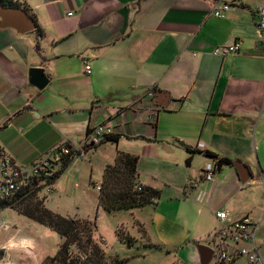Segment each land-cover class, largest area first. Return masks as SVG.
I'll return each mask as SVG.
<instances>
[{
  "label": "crops",
  "instance_id": "obj_1",
  "mask_svg": "<svg viewBox=\"0 0 264 264\" xmlns=\"http://www.w3.org/2000/svg\"><path fill=\"white\" fill-rule=\"evenodd\" d=\"M12 1L37 25L23 34L0 27V147L16 165L29 166L62 140L79 144L108 121L117 141L79 160L90 164L106 146L102 170L117 152L137 156L139 182L160 197L127 211L134 239L142 233L160 247L147 251H173L177 264H200L196 246L210 249L206 241L220 226L216 212L254 223L264 217V45L254 23L264 0H219L231 3L222 18L211 16L213 0ZM231 42L240 43L237 53L212 54ZM30 68L43 70V89L29 84ZM204 151L231 161L210 182L200 181L212 161ZM77 160L42 189L45 206ZM237 162L247 168L245 182ZM97 194L91 216L70 218L94 216L97 224L103 211ZM175 226L190 229L181 249L157 240V232L167 235ZM254 243L259 252L256 235ZM239 259L247 264L245 257L230 264Z\"/></svg>",
  "mask_w": 264,
  "mask_h": 264
},
{
  "label": "rangeland",
  "instance_id": "obj_2",
  "mask_svg": "<svg viewBox=\"0 0 264 264\" xmlns=\"http://www.w3.org/2000/svg\"><path fill=\"white\" fill-rule=\"evenodd\" d=\"M110 151L109 146H106L105 152H103L101 148V152L98 154L100 156L99 159H91L92 162L90 164L87 160L78 159L75 161L71 168L75 171L65 176L62 182V188H57V191L54 192L55 195L49 198L46 207L66 217H72L73 215L80 217H85L86 215L91 216L92 212L94 213L95 211V195L98 192V190H95V184H98L101 180L102 163L104 160H108L107 154H109ZM261 176H263L264 180V174ZM261 176L259 174L258 178ZM89 180H91L93 184H89ZM46 186L48 185L40 187L35 195L43 204V198L45 196L43 193L45 192H43L44 190L42 191V189ZM0 219L5 220L11 226L9 230L0 235V264H41L47 256H52L55 253L58 244L61 242L57 234L44 226L32 222L12 209L1 210ZM87 219L95 220L96 218L93 216ZM132 223L131 215L127 211H116L114 213H107L106 211L99 212V218L96 224L97 229L95 227L93 236L96 241L99 240L100 246L106 256L129 258L126 264H177L173 257V251H170V254L167 255L166 252L168 249L162 251L145 250L144 247L147 245L145 237L141 233V238L139 240L134 239L137 238V233L135 229L131 228ZM120 225L123 227H117ZM256 225L258 226L256 237L257 243L260 246L259 253L262 255L261 258L264 262L263 216L256 221ZM118 228L120 231L126 232L127 234L129 233L131 247L125 243H120L115 236L114 233ZM185 230L184 228L175 226L174 230L169 231L170 234L162 235L157 232V240H160L165 245L173 244L175 249H181L189 238L185 234L189 233V226H185ZM97 235L101 236L104 241L98 238ZM197 244L203 245L201 242ZM206 245L210 246L209 241H206ZM136 254L139 255L135 256ZM214 261V258H212L208 264H215ZM244 263L245 260L239 259L234 264Z\"/></svg>",
  "mask_w": 264,
  "mask_h": 264
},
{
  "label": "trees",
  "instance_id": "obj_3",
  "mask_svg": "<svg viewBox=\"0 0 264 264\" xmlns=\"http://www.w3.org/2000/svg\"><path fill=\"white\" fill-rule=\"evenodd\" d=\"M0 4L3 7L19 8V5L12 0H0ZM35 27L37 28L36 23ZM117 139V135H109L104 137L100 144L116 142ZM179 145L189 154L194 153V150L188 146L182 143ZM97 146L91 148L94 149ZM203 154L215 161L217 170L222 165H231V161L227 158H217L206 151ZM71 160L72 157L62 159L51 176L43 179L42 183L37 185L34 183L32 189L26 188L10 199L0 200V211L12 209L58 235L61 242L58 244L55 253L52 256H47L41 264H126L129 258L105 255L99 240L96 241L93 236L96 227L95 220L61 216L48 209L41 200L35 197L38 189L53 183ZM137 160L135 155L117 152L113 162L103 167L97 194V206L103 211L107 213L128 211L157 202L160 197V190L139 182L136 171ZM185 162H189V157ZM114 234L120 243H125L131 247L130 236L126 232L120 231L118 228ZM144 249L160 250V247L147 244Z\"/></svg>",
  "mask_w": 264,
  "mask_h": 264
},
{
  "label": "built area",
  "instance_id": "obj_4",
  "mask_svg": "<svg viewBox=\"0 0 264 264\" xmlns=\"http://www.w3.org/2000/svg\"><path fill=\"white\" fill-rule=\"evenodd\" d=\"M232 0L231 3H239ZM231 3L213 0L211 2V16L222 18ZM71 15V13H68ZM254 23L259 34V40L264 45V5L256 6L254 10ZM240 50L239 42L217 45L212 49L213 55L224 56L237 53ZM83 72L88 75L90 67L83 64ZM114 129L108 121L94 125L85 138L79 143L60 141L57 145L44 152L29 166H18L0 147V200H7L26 188H31L43 179L51 176L53 171L67 157L72 159H85L91 147L99 145L104 137L113 135ZM198 148H202L199 145ZM217 169L215 161L206 163L200 171V181H212ZM196 185V184H195ZM98 190L99 186L96 185ZM220 226L210 235L208 241L212 255L217 264H230L238 257H245L247 264H257L261 261L260 253L254 243L257 225L248 216L230 220L227 211L215 213ZM10 224L0 219V235L10 229ZM250 244V246H243Z\"/></svg>",
  "mask_w": 264,
  "mask_h": 264
},
{
  "label": "water",
  "instance_id": "obj_5",
  "mask_svg": "<svg viewBox=\"0 0 264 264\" xmlns=\"http://www.w3.org/2000/svg\"><path fill=\"white\" fill-rule=\"evenodd\" d=\"M0 27L13 28L16 32L23 34L33 30L35 25L30 16L23 9L18 7H3L0 4ZM28 82L37 89H43L48 79L45 77L41 68H30L28 70ZM234 165L237 169L239 178L242 182H245L249 177L247 168L240 162ZM242 171L245 172V175H243ZM196 249L199 255V263L208 264L212 255L211 249L204 245H197Z\"/></svg>",
  "mask_w": 264,
  "mask_h": 264
}]
</instances>
